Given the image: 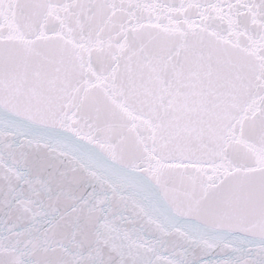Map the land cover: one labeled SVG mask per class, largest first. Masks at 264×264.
I'll return each instance as SVG.
<instances>
[{"label":"snow or ice","instance_id":"1","mask_svg":"<svg viewBox=\"0 0 264 264\" xmlns=\"http://www.w3.org/2000/svg\"><path fill=\"white\" fill-rule=\"evenodd\" d=\"M0 264H264V0H0Z\"/></svg>","mask_w":264,"mask_h":264}]
</instances>
